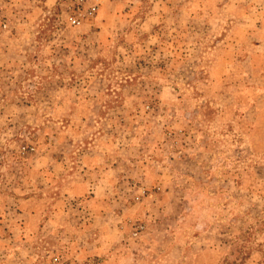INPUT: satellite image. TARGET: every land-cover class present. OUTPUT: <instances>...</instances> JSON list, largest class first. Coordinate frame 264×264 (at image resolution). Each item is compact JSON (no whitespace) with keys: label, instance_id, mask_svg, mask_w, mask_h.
Wrapping results in <instances>:
<instances>
[{"label":"rangeland","instance_id":"374dc122","mask_svg":"<svg viewBox=\"0 0 264 264\" xmlns=\"http://www.w3.org/2000/svg\"><path fill=\"white\" fill-rule=\"evenodd\" d=\"M3 203L0 264H264V0H0Z\"/></svg>","mask_w":264,"mask_h":264},{"label":"crops","instance_id":"0c3cea01","mask_svg":"<svg viewBox=\"0 0 264 264\" xmlns=\"http://www.w3.org/2000/svg\"><path fill=\"white\" fill-rule=\"evenodd\" d=\"M101 174H102V171H101ZM1 193H4V192H1ZM4 195H6L4 193ZM15 211H19V212H22L23 211V208L22 206H18L17 205V208L15 209ZM11 206H9V203H3L0 205V224L4 225V226H7L8 224H16L17 225V228L20 230V234L23 236L25 230H24V221L27 220V218L25 219V217H23V215H19L18 217H10L11 215ZM17 222H20L17 223ZM4 230V229H3ZM10 236L9 234V231L4 234V232H2V230L0 229V237H8ZM5 256V255H4Z\"/></svg>","mask_w":264,"mask_h":264},{"label":"built area","instance_id":"2783aa9c","mask_svg":"<svg viewBox=\"0 0 264 264\" xmlns=\"http://www.w3.org/2000/svg\"><path fill=\"white\" fill-rule=\"evenodd\" d=\"M94 11H95V8H93V10L90 12V14H93L94 13ZM73 23H77V20H74V22Z\"/></svg>","mask_w":264,"mask_h":264}]
</instances>
